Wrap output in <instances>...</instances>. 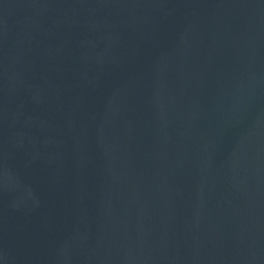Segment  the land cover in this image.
<instances>
[{
	"label": "water",
	"instance_id": "95a60500",
	"mask_svg": "<svg viewBox=\"0 0 264 264\" xmlns=\"http://www.w3.org/2000/svg\"><path fill=\"white\" fill-rule=\"evenodd\" d=\"M0 264H264V0H0Z\"/></svg>",
	"mask_w": 264,
	"mask_h": 264
}]
</instances>
